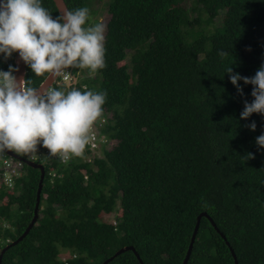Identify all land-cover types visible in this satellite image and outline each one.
Masks as SVG:
<instances>
[{"label": "trees", "instance_id": "16d2710c", "mask_svg": "<svg viewBox=\"0 0 264 264\" xmlns=\"http://www.w3.org/2000/svg\"><path fill=\"white\" fill-rule=\"evenodd\" d=\"M64 1L93 11L92 0ZM191 1H108L106 67L81 82L106 92L101 130L116 142L92 161L46 159L39 217L1 264H100L125 245L144 264H181L203 211L216 227L201 216L186 264H235L230 247L238 264H264V117L240 118L252 85L239 81L241 96L225 73L250 77L264 62V0ZM25 169L13 189L0 185V250L33 215L39 170ZM106 264L141 263L128 249Z\"/></svg>", "mask_w": 264, "mask_h": 264}, {"label": "clouds", "instance_id": "9594fccd", "mask_svg": "<svg viewBox=\"0 0 264 264\" xmlns=\"http://www.w3.org/2000/svg\"><path fill=\"white\" fill-rule=\"evenodd\" d=\"M52 13L43 0H0V59L7 61L16 53L33 76L42 78L36 84L33 77H17L18 69L12 64L7 70L0 68V153L13 151L32 160L39 157V146L62 162L72 157L87 161L91 153L85 150L93 129L103 119L105 124L110 112L103 107L106 92L89 89L90 84L81 82L74 68L87 69L85 77H90L106 67L105 24L89 23L87 7L64 8L55 17ZM218 55L223 58L227 54L221 51ZM69 69L72 77L67 80ZM225 73L241 96L243 88L238 82L252 85L253 99L243 101L240 118L246 120L253 113L264 117V62L250 77L234 72L232 65ZM61 77L66 80L63 85L53 86ZM66 84L68 88H63ZM247 127L255 131L256 121ZM99 128L102 132L101 125ZM255 144L258 150L264 149V130L255 137ZM109 148L103 147L100 155L94 156L102 157L103 149ZM251 156L247 153V158Z\"/></svg>", "mask_w": 264, "mask_h": 264}, {"label": "built area", "instance_id": "2783aa9c", "mask_svg": "<svg viewBox=\"0 0 264 264\" xmlns=\"http://www.w3.org/2000/svg\"><path fill=\"white\" fill-rule=\"evenodd\" d=\"M71 73L72 71L71 69H69V77L67 80L71 79L72 77ZM64 81L66 80L61 77L60 79L55 80L54 84L52 85L62 86ZM63 88H68V84H66V86ZM104 122H105V119H103V121H99L93 129V133H92L93 138L85 150V152L88 151L89 153H91L89 154L90 157H88L87 160H91L94 155H100L99 152L102 150L103 147H105V145H107L109 141V138L107 137V135L105 133H102L99 128L100 125L104 124ZM39 149H40L38 151L40 153L39 157L36 159H32V160L40 161L44 159L46 161L47 158L59 159L56 156L47 155L48 150L46 148L40 147ZM11 152H12L11 154L8 153V151L0 153V185L4 184L5 186L13 189L15 185V179L23 175V173L25 172V169H24L25 164H26L25 159H31V158L21 153H16L13 151ZM71 159H69L68 161H70ZM83 159L85 158L83 157ZM45 161H43L42 163H44ZM62 163H66V162H62ZM55 175L58 176L59 173H57L54 168H50V171H49V181L50 182L53 181ZM84 179H87L86 173H84ZM61 256H62L61 260L63 261L67 260L66 255H61Z\"/></svg>", "mask_w": 264, "mask_h": 264}, {"label": "water", "instance_id": "95a60500", "mask_svg": "<svg viewBox=\"0 0 264 264\" xmlns=\"http://www.w3.org/2000/svg\"><path fill=\"white\" fill-rule=\"evenodd\" d=\"M53 2L55 3V6H56L58 11H62L64 8H68L64 0H53ZM14 66H16L17 69H18L17 72L15 73V75L17 77H24L25 78V75H26V72H27V66L19 59V57H18V55L16 53L14 54ZM9 153H11V151H9ZM25 162H26V164L28 166H30L32 168H36V169L39 170V181H38V185H37V189H36V197H35V204H34V208H33V215L31 217L29 223L25 227L24 231L16 239H14L13 241L7 243L6 245H4L1 248V250H0V264H1L2 255H3L4 251L9 246H11L13 244H16L18 241H20L29 232V230L35 224V222L37 221V219L39 217L40 196H41V190H42V187H43V181H44V177H45V167H44V165L42 163L36 162L34 160H31V159H25ZM202 215L207 216L210 219V221L212 222V224L214 225V227H216V224L214 223L212 218H210L205 211L199 213V215L197 216V220H196V223H195L192 235H191V239H190L186 254H185L181 264H186L188 259H189V256H190V253H191V250H192V246H193V242H194V238H195V235H196V232H197V229H198L199 221H200V218H201ZM222 236L224 237L223 234H222ZM128 249L133 250L135 255H136V257L138 258L139 262L141 264H144L142 262V260L140 259L139 254L137 253V251L135 250V248L132 245H125V246L117 249L113 253V255L107 257L106 259H104L100 264H106L114 256H116L117 254H119V253H121L123 251H126ZM230 250H231V253H232L233 258H234V263L238 264V260H237V257H236V254H235L233 248L230 247Z\"/></svg>", "mask_w": 264, "mask_h": 264}, {"label": "rangeland", "instance_id": "374dc122", "mask_svg": "<svg viewBox=\"0 0 264 264\" xmlns=\"http://www.w3.org/2000/svg\"><path fill=\"white\" fill-rule=\"evenodd\" d=\"M109 0H92V9L93 11L90 13V22L89 23H95L97 21H101L105 24V32H106V24L107 21L110 17V14L106 11V6L108 4ZM192 3L191 0H185L184 5L189 6ZM215 24L218 25L222 22V16H217L214 20ZM211 27V26H210ZM129 61L128 57H126L124 60H122L121 62H119V65H121L122 63H125ZM78 70V75H80V77L84 78L87 75V69H77ZM94 75L90 76L93 77ZM99 78V77H98ZM116 142V140L114 138H110L107 145H105V147L109 148L110 146H112L114 143ZM40 147H38V151ZM101 152V151H100ZM99 152V153H100ZM84 156V155H83ZM86 157V156H84ZM41 162L45 161L44 159L40 160ZM101 218L105 221H112L114 220V213H109V214H104L101 216ZM61 253H63L64 255L66 254H70V250L68 248H61ZM60 257V255H59ZM62 258V256L60 257V259Z\"/></svg>", "mask_w": 264, "mask_h": 264}]
</instances>
